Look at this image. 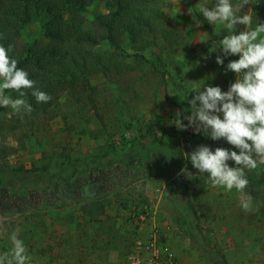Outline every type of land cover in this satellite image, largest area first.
Wrapping results in <instances>:
<instances>
[{
  "label": "rangeland",
  "instance_id": "obj_1",
  "mask_svg": "<svg viewBox=\"0 0 264 264\" xmlns=\"http://www.w3.org/2000/svg\"><path fill=\"white\" fill-rule=\"evenodd\" d=\"M202 3L210 7L211 0H151L146 12L151 20L158 22L152 10L157 8L164 16L162 24L178 29L182 37L167 45L159 36L152 49L132 45L125 37L126 49L144 53L150 62L121 74L94 75L90 79L94 101L78 102L66 90L47 113L32 111L28 127L16 122L10 107L0 109V145L15 148L0 158V171L7 180L0 194V255L12 249L10 236L15 232L30 257L26 264H132L131 257L138 252L149 257L147 246L154 243L169 246L181 264H264V186L244 189L253 202V211L245 212L242 194L213 186L207 173L173 167L165 170V181L157 170L166 164L165 158L148 163L154 165L149 172L145 167L136 171L135 160L127 161L150 137L175 140L186 157L202 144L216 148L203 132L177 126L180 121L188 124L184 117L191 114L193 85L227 91L236 80L226 68L239 55L217 63L216 57L223 56L219 40L228 33L219 21L213 25L207 21L216 38L211 35L196 10ZM107 11L105 2H94L86 12L87 23ZM245 12L252 15L253 27L264 23V0L244 5L238 15ZM243 30L237 25L235 34ZM204 38L207 42L200 40ZM6 96L18 99L16 92ZM99 154L103 162L116 160L114 169L106 168L113 169L116 177L126 171L124 184L104 192L91 187L84 197L71 192L54 199L49 195L50 205L19 208L28 201L36 204L37 199L27 197L30 192L52 188L57 181L64 184L73 168H86ZM228 164L235 167L234 161ZM261 169L264 165L245 171L258 176ZM88 174L90 170H84L81 176L89 178ZM8 198L21 205L6 213Z\"/></svg>",
  "mask_w": 264,
  "mask_h": 264
},
{
  "label": "trees",
  "instance_id": "obj_2",
  "mask_svg": "<svg viewBox=\"0 0 264 264\" xmlns=\"http://www.w3.org/2000/svg\"><path fill=\"white\" fill-rule=\"evenodd\" d=\"M94 2H105L108 11L98 14L87 23L86 12ZM231 2L236 4V0ZM150 3L151 0H0V45L5 48L12 46L9 55L17 60L18 68L27 71L29 78L35 81V87L51 97L46 103H37L32 90H24L23 98L31 104L33 111L47 113L57 104L60 94L66 90H71L78 102L94 101V87L90 80L94 75L121 74L150 62L144 53L129 52L122 44L125 37L130 38V44L148 49H152L159 36L167 45H174L182 34L173 26L162 24L164 16L157 8L152 10L159 16L158 22L152 21L146 14L150 11L147 6ZM215 3L216 0H211L209 8L214 7ZM204 24L209 28L211 35H214L213 27L206 19ZM104 45L108 48L104 49ZM10 92L16 91L5 90L4 94ZM16 94L21 98L19 92ZM2 107L0 106V109ZM13 116L17 123L25 127L32 123V112ZM211 142L215 147L233 150L223 138L215 141L211 139ZM176 143L175 140L150 137L144 148L135 147L127 161L135 160L133 163L136 168L138 167L136 171L145 167L149 172L154 165L148 163H153L156 158H165L166 164L162 168H157L158 174L165 181L168 179L165 170L171 171L173 167H185L194 171L189 156L186 157L179 148H176ZM14 149L13 146L0 145V158L6 157ZM116 164L115 159L103 162V157L100 154L96 155L87 162L86 168H73V171L63 178L64 184L55 179L57 182L53 183L52 188L30 192L27 197L30 200L37 199L36 204L32 205L27 200V204L23 203L19 208L31 206L38 209L45 206L44 204L50 205L52 200L46 201L49 195L65 197L71 192L73 195L80 194L84 197L92 190L91 187L99 188V185L101 189L97 188L98 191H110L114 184L122 185L129 177L124 170L116 177V172H113ZM112 167V170H106ZM84 170H90L89 178L81 176ZM96 170H99L100 174H97ZM3 173L0 171V194L7 184ZM246 174L251 188L264 186V169H261L258 176L247 172ZM83 190L87 191L85 195L81 194ZM172 193L175 197L178 195L177 190ZM73 195L70 196L75 198ZM177 199L180 202L181 197ZM174 200L176 201V198ZM14 202L12 198L4 202L8 209L6 213L12 209L15 211L18 208L17 204L21 205L20 201ZM185 205L187 206V202Z\"/></svg>",
  "mask_w": 264,
  "mask_h": 264
},
{
  "label": "clouds",
  "instance_id": "obj_3",
  "mask_svg": "<svg viewBox=\"0 0 264 264\" xmlns=\"http://www.w3.org/2000/svg\"><path fill=\"white\" fill-rule=\"evenodd\" d=\"M257 2L239 0L234 5L231 0H216L212 8L203 3L196 6L210 24L219 21L227 30L228 34L219 40L223 56L218 55L216 61L223 65V57L239 55V59L230 60L226 68L236 74V80L227 91L219 86L204 85L201 89L193 85L190 92L195 95L189 101L191 114L184 117L188 124L181 121L177 124L182 129L193 127L196 133L203 132L214 141L223 138L239 150L216 147L213 151L202 144L188 158L200 175L207 173L213 186L226 191L235 188L241 193L240 204L245 212L253 211L252 197L244 193L249 183L245 170L264 165V23L253 27L251 14L238 13L242 12L244 5ZM237 25H243L245 30L235 34ZM220 32L217 30L216 34ZM200 40L207 42L208 39ZM11 48V45L8 48L0 45V79L3 80L0 83V106L10 107L16 114H30L33 109L23 98L24 90L31 89L37 103H46L51 97L35 87V81L29 78L27 71L18 68L17 60L9 55ZM5 90L19 92L21 98L11 99L4 94ZM229 160L234 161L235 167L229 166ZM184 171L192 178L193 173ZM10 240L13 247L0 255V264H26L30 257L23 241L15 232Z\"/></svg>",
  "mask_w": 264,
  "mask_h": 264
},
{
  "label": "built area",
  "instance_id": "obj_4",
  "mask_svg": "<svg viewBox=\"0 0 264 264\" xmlns=\"http://www.w3.org/2000/svg\"><path fill=\"white\" fill-rule=\"evenodd\" d=\"M159 238H155L154 241H158ZM142 245L139 246L141 249ZM150 249L151 254L149 257L138 254H134L131 259L132 264H181L176 254L165 244H151L147 246Z\"/></svg>",
  "mask_w": 264,
  "mask_h": 264
},
{
  "label": "flooded vegetation",
  "instance_id": "obj_5",
  "mask_svg": "<svg viewBox=\"0 0 264 264\" xmlns=\"http://www.w3.org/2000/svg\"><path fill=\"white\" fill-rule=\"evenodd\" d=\"M98 185V184H97ZM92 188H94V187H92ZM98 188V187H97ZM99 188H100V185H99ZM98 188V189H99ZM101 189V188H100ZM78 191H79V189H77ZM85 192H87V191H85V190H83V191H81V194L82 195H85ZM77 194H78V192H76ZM1 194H2V192H1ZM56 197H58L57 195H56Z\"/></svg>",
  "mask_w": 264,
  "mask_h": 264
}]
</instances>
